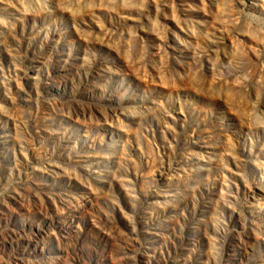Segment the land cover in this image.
<instances>
[{
  "label": "rangeland",
  "instance_id": "1",
  "mask_svg": "<svg viewBox=\"0 0 264 264\" xmlns=\"http://www.w3.org/2000/svg\"><path fill=\"white\" fill-rule=\"evenodd\" d=\"M0 264H264V0H0Z\"/></svg>",
  "mask_w": 264,
  "mask_h": 264
}]
</instances>
